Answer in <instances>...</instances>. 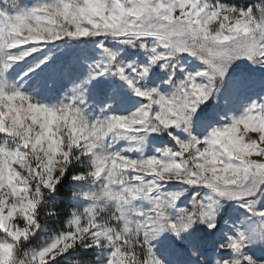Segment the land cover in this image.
<instances>
[{
    "label": "snow or ice",
    "instance_id": "snow-or-ice-1",
    "mask_svg": "<svg viewBox=\"0 0 264 264\" xmlns=\"http://www.w3.org/2000/svg\"><path fill=\"white\" fill-rule=\"evenodd\" d=\"M0 264H264V0H0Z\"/></svg>",
    "mask_w": 264,
    "mask_h": 264
},
{
    "label": "trees",
    "instance_id": "trees-1",
    "mask_svg": "<svg viewBox=\"0 0 264 264\" xmlns=\"http://www.w3.org/2000/svg\"><path fill=\"white\" fill-rule=\"evenodd\" d=\"M54 210L59 213V217L58 218L49 217L47 215L48 212H49L48 208H45V209L42 210V217L44 219L48 220L50 226L58 225L59 224V220L65 219L67 217L68 213L71 210V205L69 204L67 198L62 196L60 198L59 202L56 204Z\"/></svg>",
    "mask_w": 264,
    "mask_h": 264
},
{
    "label": "rangeland",
    "instance_id": "rangeland-1",
    "mask_svg": "<svg viewBox=\"0 0 264 264\" xmlns=\"http://www.w3.org/2000/svg\"><path fill=\"white\" fill-rule=\"evenodd\" d=\"M16 2L21 3V4H29L32 2V0H16ZM231 2L236 3V4H243V3H253V2H256V0H231ZM66 55H71V53H67ZM33 243L35 245L37 242L34 241Z\"/></svg>",
    "mask_w": 264,
    "mask_h": 264
}]
</instances>
